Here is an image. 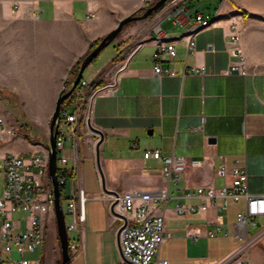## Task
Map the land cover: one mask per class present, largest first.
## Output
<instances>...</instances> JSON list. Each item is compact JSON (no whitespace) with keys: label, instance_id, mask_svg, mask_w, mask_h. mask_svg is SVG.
I'll return each mask as SVG.
<instances>
[{"label":"crops","instance_id":"1","mask_svg":"<svg viewBox=\"0 0 264 264\" xmlns=\"http://www.w3.org/2000/svg\"><path fill=\"white\" fill-rule=\"evenodd\" d=\"M152 1L19 0L14 11L11 0H0V96L13 103L0 100L1 114L10 117L2 103L20 111L29 134L45 139L55 102L72 67L122 18ZM186 5L211 19L217 16L196 34L193 53H187L183 30L167 19L159 23L160 36L153 30L154 15L124 26L111 42L109 58L95 61L90 81L125 44L131 40L143 43L119 74L114 94L93 99L90 123L103 134L99 164L108 192L168 187V200L158 204L155 212L165 218L166 239L159 258L168 264H224L238 244L223 233L207 236L213 229L214 209L208 205L202 214L184 217L175 206L199 205L203 201L196 195L197 188H223L231 182V170L242 167L248 175L249 193L264 195V56L257 49L261 43L255 30L263 24L255 17L264 16V0H189ZM231 23L240 29L245 75L226 73L234 60L228 36ZM163 38L173 42L176 55L173 60L163 56L162 65L174 70L176 77H158L153 72V54ZM193 68L204 74H193ZM34 127L37 134L31 133ZM98 139L97 133L82 129L78 156L90 173L81 172L83 241L70 264H120L121 260L117 232L123 217L111 215L102 198L95 163ZM15 140L25 144L22 154L42 150L41 143ZM154 149L203 163L198 168L187 167L176 184H168L160 171L161 162L142 157L143 151ZM6 153L10 152L3 150L0 155ZM222 165L226 177L217 175ZM243 209L242 200L230 202L224 223L234 222ZM256 221L259 228H250L251 235L264 228L260 226L263 217ZM195 230L200 231L199 236H190ZM54 235L56 238V226ZM40 253L36 260L28 259L30 264H61L54 252L44 257L45 246ZM248 254L251 264H264V233Z\"/></svg>","mask_w":264,"mask_h":264},{"label":"built area","instance_id":"2","mask_svg":"<svg viewBox=\"0 0 264 264\" xmlns=\"http://www.w3.org/2000/svg\"><path fill=\"white\" fill-rule=\"evenodd\" d=\"M189 0H167L154 14L153 30L160 32L159 23L169 20L181 30H191L206 19V14L196 7H188ZM19 0H13V8L18 10ZM231 44L230 55L234 59L226 73L235 72L239 75L247 73L243 50L240 46L238 26L231 23L229 34ZM142 40L127 43L109 60L92 81L81 78L73 92L62 101L59 110L58 123L55 130V150L57 165V180L60 197L67 180L72 182L71 196L68 197L67 208L70 222L65 223L70 258H73L82 245V231L85 223L81 160L78 156V142L82 129H88L91 119L92 101L98 95H113L117 89L118 76L125 70L134 52L142 45ZM187 53H193L195 37L185 41ZM176 55L174 44L170 47L157 45L153 54V72L156 76L176 77L177 73L162 65V57L173 60ZM193 74H198L195 68ZM204 74V71L200 73ZM67 84L65 92L70 89ZM88 88V92L85 89ZM0 118V144L5 136L9 138L23 135L22 123L6 126ZM71 148V156H65V145ZM136 144L133 148L136 149ZM145 160L161 162V174L166 182L177 183L187 167L198 168L202 160L187 162L183 157L163 155L158 149L145 150L142 153ZM70 165V166H69ZM217 175L226 177L227 170L222 165ZM248 175L245 168L231 170V182L220 188H197L196 195L203 201L197 206H175L177 214L190 217L202 214L207 206L214 209L213 229L207 236L213 237L220 233L230 236L238 244L234 252L224 262L227 264H251L250 248L260 239L264 228L251 235L250 228H259L256 219L264 218V195L251 194L248 191ZM111 215L123 217L117 232V245L120 253V264H168L159 258V251L166 239L165 218L155 214L158 204L168 200V187L152 190L115 191L103 194ZM244 202V209L236 214V219L229 225L224 223V212L230 202ZM40 203H47V211H40ZM17 213H24L22 222L15 219ZM54 213V197L51 179L49 177V157L47 144L42 143V150H36L31 155H0V264H30L28 254L41 252L45 245L46 226L49 216ZM64 214V212H63ZM65 219V214H64ZM74 237L72 238V235ZM195 230L190 236H199ZM13 254L17 258L13 257ZM40 257V255L38 256ZM245 257V258H242Z\"/></svg>","mask_w":264,"mask_h":264},{"label":"water","instance_id":"3","mask_svg":"<svg viewBox=\"0 0 264 264\" xmlns=\"http://www.w3.org/2000/svg\"><path fill=\"white\" fill-rule=\"evenodd\" d=\"M166 1L167 0H157L151 6L146 7L142 14L132 13L122 18L117 23L116 27L112 29L110 32H108L99 41V43L84 56V58L82 59L79 65L78 72L76 73L74 78L69 82L64 81L59 96L55 102L54 110L49 124L47 149H48V157H49V177L51 179L52 188H53L55 225H56V232H57V238L60 249L61 264H70V255L68 250V239L66 234L65 219H64L63 209L60 204V188L56 173L57 165H56V150H55V130H56V124L58 123L60 105L62 101L65 100L68 96H70V94L73 92V90L81 80L83 76V72L89 66V64L98 56V54L105 47L111 44V42L118 36V34L121 32L124 26L137 20H143L149 18L150 16L155 14L165 4ZM67 84H70L71 87L68 91L65 92V88ZM87 127L90 131L95 132L99 135V139L95 147V163L99 177L101 179L102 190L104 191V193H109L105 188L104 176L99 164L98 146L103 140V134L100 131L95 130L91 126L90 121H88Z\"/></svg>","mask_w":264,"mask_h":264},{"label":"rangeland","instance_id":"4","mask_svg":"<svg viewBox=\"0 0 264 264\" xmlns=\"http://www.w3.org/2000/svg\"><path fill=\"white\" fill-rule=\"evenodd\" d=\"M155 1H157V0L152 1V3L150 5H152ZM11 3H12V8H13V0H11ZM146 7H148V6H146ZM146 7H144V9ZM13 10L17 11V9L15 10L14 8H13ZM143 12H139L138 14H142ZM255 18H258L260 21L262 20V22H263L262 26H258V28H256L255 30L259 34V37H260L259 42L261 43L259 46H257V49L264 56V16H259V17H255ZM239 33H240V29H239ZM132 41L133 40H131L128 43H132ZM240 42H241V35H240ZM112 52H113V47H112V43H111L107 47H105L98 54V56L90 63V65L85 69V71L83 72V76H82L83 79H85L86 81H90L91 80L90 73L96 67L95 61L97 63H99L102 60H104L106 58H109V56L112 54ZM243 53H244V51H243ZM244 56H245V62H246L245 53H244ZM112 58H110V59H112ZM262 71L264 72V69H262ZM1 105H2L3 109H7L9 111V114H10V117L6 118L0 112V118H2L4 120V122L6 123L5 124L6 126H15L17 122H19V121L21 123L23 122L22 118H21V112L20 111H16V110H14L12 108H7L4 103H2ZM31 133L32 134H37L36 127L33 128ZM23 137H24V134L20 135V136L16 135L15 137H12V138H9L8 136H5L4 140L0 144V154L4 150V152H10V154H13V155H21L22 154L21 152H23L25 150V144H22L20 141L15 142L16 141L15 139L16 138L24 139ZM36 142L37 143H41V144H42V142L44 144H48V136L45 139H43V140H38V139L34 138V142L33 143H36ZM6 150H8V151H6ZM70 153H71V148L68 146V143H66L65 150H64V155L65 156H70ZM24 154L26 156L31 155L30 152H27V151ZM82 169L84 170V173H86V172H88V174L90 173V168L87 167V163L86 162L83 164V167L81 166V172H82ZM71 191H72V182L69 179V180H67V182L65 184V187H64V191L62 192V195L60 197V204H61L63 212L65 214V223L66 224H68L70 222V215L68 213V208H67L66 204L68 202L67 198L71 196ZM14 218L15 219H19L22 222H24L25 214L24 213H17V214H15ZM260 224H261L260 226L264 225V223H262V222ZM55 226H56L55 225V215H54V213H52L49 216V219L47 221V226H46V236H45V245H44L45 246V254H44V257H51V253H53V252L56 255V257H60L59 243L57 242V237L55 238V235H54V227ZM251 230H253L252 227H251ZM73 237H74V234L72 235V238ZM52 238L54 240V243H53L54 245H52ZM39 255H41V253L37 251L34 254L26 255V258L29 259V260H36ZM13 257L17 258V256L15 254H13ZM58 264H60V263H58Z\"/></svg>","mask_w":264,"mask_h":264},{"label":"bare ground","instance_id":"5","mask_svg":"<svg viewBox=\"0 0 264 264\" xmlns=\"http://www.w3.org/2000/svg\"><path fill=\"white\" fill-rule=\"evenodd\" d=\"M216 17L217 16L212 19L210 17H206V19H203V22L198 23V25L191 26V30H183L182 37L185 39L194 38L198 31L209 26ZM160 41L161 43L159 46L161 47H170V44H173V42L169 41L167 38L160 39ZM40 211H47V203H40Z\"/></svg>","mask_w":264,"mask_h":264},{"label":"trees","instance_id":"6","mask_svg":"<svg viewBox=\"0 0 264 264\" xmlns=\"http://www.w3.org/2000/svg\"><path fill=\"white\" fill-rule=\"evenodd\" d=\"M151 6V5H150ZM145 9L144 8H140L136 14H138L139 12H143ZM99 43V42H98ZM98 43H94L93 45H91V47L89 48V51H91ZM88 51V52H89ZM83 59V58H82ZM82 59L80 61H78L76 63V65L74 67H72V69L70 70V76L68 77V79L66 80L67 82L71 81L74 76L76 75V73L78 72V68H79V65L82 61ZM0 100H6V102L8 104H11L13 106V103L10 102V100L6 97H2L0 96ZM22 130L24 131V139L27 140V141H30V142H34V138L29 134V128L26 124H23L22 125Z\"/></svg>","mask_w":264,"mask_h":264}]
</instances>
